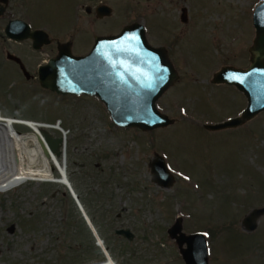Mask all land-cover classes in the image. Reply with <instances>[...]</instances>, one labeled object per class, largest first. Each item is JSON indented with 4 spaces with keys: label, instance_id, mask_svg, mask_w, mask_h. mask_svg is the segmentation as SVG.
<instances>
[{
    "label": "rangeland",
    "instance_id": "rangeland-1",
    "mask_svg": "<svg viewBox=\"0 0 264 264\" xmlns=\"http://www.w3.org/2000/svg\"><path fill=\"white\" fill-rule=\"evenodd\" d=\"M44 1L10 0L0 19V112L57 126L43 130L53 138L66 132L65 153L59 147L58 156L74 193L38 181L0 192V264L105 260L86 219L115 264H184L167 234L178 217L183 232L206 235L209 264H264V216L255 231L242 227L252 210L264 206V111L237 128H203L236 117L246 107L243 95L210 80L222 66L249 65L252 14L264 0H159L149 8L131 3L134 9L126 10L120 0V12L117 7L119 13L104 21L100 33L115 32L142 13L168 27L157 32L176 38L172 52L180 79L157 102L174 123L151 132L118 128L96 98L57 96L39 86L36 65L44 56L35 54L29 41H7L2 30L13 19L51 32L65 26L67 2ZM41 6L45 9L39 12ZM181 7L192 17L187 26L174 23ZM82 39L75 53L88 48L90 37ZM7 53L20 58L28 78ZM14 128L31 132L23 125ZM155 153L174 176L170 188L151 181L149 163ZM119 228L129 229L133 240L115 235Z\"/></svg>",
    "mask_w": 264,
    "mask_h": 264
},
{
    "label": "water",
    "instance_id": "water-1",
    "mask_svg": "<svg viewBox=\"0 0 264 264\" xmlns=\"http://www.w3.org/2000/svg\"><path fill=\"white\" fill-rule=\"evenodd\" d=\"M0 4L6 6L8 0H0ZM102 10L105 16L111 13L108 6ZM252 25L255 37L250 48L248 67L240 69L224 66L211 78L214 85L235 87L245 97L246 107L234 118L204 124L205 130L214 132L237 128L264 111V1L254 9ZM4 34L16 42L30 39L34 50L50 43L44 31H31L30 26L20 19L10 20L5 26ZM9 58L19 60L10 55ZM23 73L28 78V73L24 70ZM178 78V72L167 51L150 46L144 27L139 23L125 26L116 35L96 38L90 52L84 56L72 55L69 44L60 45L57 56L41 66L37 74L42 89L58 96L84 95L97 98L115 126L139 129L142 132L163 129L174 123V120L158 109L157 102ZM43 133L48 147L58 156L61 139ZM149 167L153 183L161 188L173 185L174 176L162 156L155 153ZM78 207L81 210V206ZM262 216L264 206L252 210L244 218L242 227L247 232L255 231ZM86 221L91 228V222ZM91 231L98 240L96 232L92 228ZM114 234L128 241L134 238L127 228L116 229ZM167 234L176 242L184 264H209L205 234L183 232L182 217L173 222L167 229ZM102 250L106 254L107 248Z\"/></svg>",
    "mask_w": 264,
    "mask_h": 264
},
{
    "label": "flooded vegetation",
    "instance_id": "flooded-vegetation-1",
    "mask_svg": "<svg viewBox=\"0 0 264 264\" xmlns=\"http://www.w3.org/2000/svg\"><path fill=\"white\" fill-rule=\"evenodd\" d=\"M9 1L6 6L0 4V11H2V14L0 15V19L4 18L8 8H9ZM59 2H67V8H66V15L64 17L68 22L66 23L65 26L59 27L57 30L51 32L50 30H47L46 27H42L40 29L38 28H32L30 26V29L32 31L35 30H42L48 35V39L50 40V43L47 45H42L38 50H34L32 48V41L30 39L23 40L21 42L29 41L31 44L32 50L35 52V54L43 55L44 58L40 60V63L36 65V77L38 74V70L41 66L45 65L47 62H49L52 58L56 57L58 54V48L60 45H68L70 47V51L72 55L74 56H84L88 54L94 44V41L98 37H103V36H109V35H116L118 34L122 28H124L127 25H131L134 23H139L144 27L145 30V36L148 44L152 46L153 48H164L167 51L168 57L172 64L174 65V68L178 72L179 79H180V72L176 68V65L174 64L173 61V48L176 46V38L175 37H164L160 32H157L156 30H159L161 32H164L165 29L168 27L164 26H157L158 18L153 17L150 15L149 17H145L144 14L139 13L136 15L132 21H129L128 23L124 24L121 26L119 29H117L115 32H110V33H100L98 29L100 30L101 28H104V21L108 20L114 13H119L120 12V7H121V2L120 0H109V2H106V0H55ZM108 1V0H107ZM129 1V2H128ZM125 0L124 2V9L130 8L134 9L133 5L131 3H146V7L149 8L150 6H156L159 2V0ZM173 1V0H172ZM165 2V0H163ZM162 0L160 4H163ZM45 5L48 3V0L44 1ZM127 3V4H126ZM105 6L110 7L111 13L109 16L104 15V11L102 10ZM117 7L119 8V12L116 10ZM44 7H40L39 12L44 10ZM128 11V10H127ZM131 11V10H130ZM44 13H47L44 11ZM138 13V11L136 12ZM85 19L86 23L84 26L81 24V20ZM174 23H181L184 25H189L192 17L187 10L184 7L180 8V13L178 15L173 16ZM167 20H169L167 18ZM10 20H7L5 23V26ZM165 21V19H163ZM5 26L3 27V36L7 41L12 42L13 44H20L21 42H16L14 40H10L7 38L4 34V29ZM85 28V29H84ZM172 30H174L175 27H170ZM72 35V37H70ZM70 38H69V37ZM89 38L90 37V43L88 45V48L75 53L73 51V48L75 44H78V46L83 45L84 39L82 38ZM9 55L7 53V58H9ZM13 56V55H10ZM17 59L18 61L9 58L12 60V62L19 68V70L23 71L24 68L22 66V61L20 60L19 57L13 56ZM250 58H251V53H250ZM250 60V59H249ZM22 68V69H21ZM193 71V70H192ZM195 71V69H194ZM37 79V78H36ZM179 81V80H178ZM38 82V79H37ZM39 83V82H38ZM230 87V86H229ZM235 89L234 87H232ZM236 90V89H235ZM237 91V90H236ZM238 92V91H237ZM239 93V92H238ZM241 94V93H239ZM242 95V94H241ZM120 229V228H119ZM116 230V229H115ZM114 230V231H115ZM118 236V235H117Z\"/></svg>",
    "mask_w": 264,
    "mask_h": 264
},
{
    "label": "bare ground",
    "instance_id": "bare-ground-1",
    "mask_svg": "<svg viewBox=\"0 0 264 264\" xmlns=\"http://www.w3.org/2000/svg\"><path fill=\"white\" fill-rule=\"evenodd\" d=\"M14 125L26 126L31 132L20 133ZM44 129L57 128L31 120L4 117L0 112V192H6L26 181H38L61 184L74 193L64 159L50 150L43 133ZM54 170L58 171V176L54 175ZM75 203L81 206L78 198L75 199ZM96 235L100 246L101 239L97 233ZM105 253H102L105 260L91 264H115L109 254Z\"/></svg>",
    "mask_w": 264,
    "mask_h": 264
},
{
    "label": "built area",
    "instance_id": "built-area-1",
    "mask_svg": "<svg viewBox=\"0 0 264 264\" xmlns=\"http://www.w3.org/2000/svg\"><path fill=\"white\" fill-rule=\"evenodd\" d=\"M57 127V126H56ZM60 132H61V139L63 140L62 141V144H61V147L63 148V151H64V153H65V148H66V140H67V134H66V132H64L63 130L61 131L60 130Z\"/></svg>",
    "mask_w": 264,
    "mask_h": 264
},
{
    "label": "trees",
    "instance_id": "trees-1",
    "mask_svg": "<svg viewBox=\"0 0 264 264\" xmlns=\"http://www.w3.org/2000/svg\"><path fill=\"white\" fill-rule=\"evenodd\" d=\"M83 203H84V201H83ZM104 259H102V261H103Z\"/></svg>",
    "mask_w": 264,
    "mask_h": 264
}]
</instances>
